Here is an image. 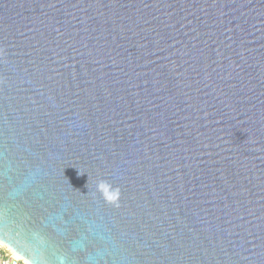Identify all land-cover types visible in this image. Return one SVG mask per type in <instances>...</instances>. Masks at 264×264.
I'll use <instances>...</instances> for the list:
<instances>
[{
    "label": "water",
    "instance_id": "obj_1",
    "mask_svg": "<svg viewBox=\"0 0 264 264\" xmlns=\"http://www.w3.org/2000/svg\"><path fill=\"white\" fill-rule=\"evenodd\" d=\"M0 243L264 264V0H0Z\"/></svg>",
    "mask_w": 264,
    "mask_h": 264
},
{
    "label": "built area",
    "instance_id": "obj_2",
    "mask_svg": "<svg viewBox=\"0 0 264 264\" xmlns=\"http://www.w3.org/2000/svg\"><path fill=\"white\" fill-rule=\"evenodd\" d=\"M0 245H2L0 243ZM3 246V245H2ZM0 264H29L22 257L3 246L0 248Z\"/></svg>",
    "mask_w": 264,
    "mask_h": 264
},
{
    "label": "clouds",
    "instance_id": "obj_3",
    "mask_svg": "<svg viewBox=\"0 0 264 264\" xmlns=\"http://www.w3.org/2000/svg\"><path fill=\"white\" fill-rule=\"evenodd\" d=\"M3 246L2 245H0V248H2Z\"/></svg>",
    "mask_w": 264,
    "mask_h": 264
}]
</instances>
